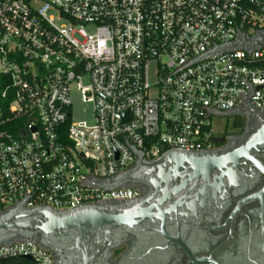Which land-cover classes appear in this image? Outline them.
I'll return each instance as SVG.
<instances>
[{
  "label": "built area",
  "instance_id": "2783aa9c",
  "mask_svg": "<svg viewBox=\"0 0 264 264\" xmlns=\"http://www.w3.org/2000/svg\"><path fill=\"white\" fill-rule=\"evenodd\" d=\"M236 108L264 111V0H0V212L130 200L100 183L137 151L210 149ZM19 257L54 264L0 244V264Z\"/></svg>",
  "mask_w": 264,
  "mask_h": 264
},
{
  "label": "flooded vegetation",
  "instance_id": "af4514ba",
  "mask_svg": "<svg viewBox=\"0 0 264 264\" xmlns=\"http://www.w3.org/2000/svg\"><path fill=\"white\" fill-rule=\"evenodd\" d=\"M218 117L224 121L213 146L199 152L216 160L209 174L191 178L193 170L181 167L177 176H127L135 197L101 209L145 210L146 219L112 229L116 240L89 231L80 250H69L73 239L63 242L75 255L64 264H83L84 255L91 264H264V111L236 108Z\"/></svg>",
  "mask_w": 264,
  "mask_h": 264
},
{
  "label": "water",
  "instance_id": "95a60500",
  "mask_svg": "<svg viewBox=\"0 0 264 264\" xmlns=\"http://www.w3.org/2000/svg\"><path fill=\"white\" fill-rule=\"evenodd\" d=\"M137 152L139 158L132 168L115 175L108 181L101 182L100 185L108 189L125 187L124 180L127 176H177L181 174L179 171L181 167L185 169L182 173H191L190 169H192L194 173L192 178L199 176L200 173L209 174L216 163L214 158L205 159L200 156L201 151L168 150L159 158L150 161L143 159L142 152ZM151 164L153 168H147ZM106 203L87 204L64 211L48 206L29 208L23 203L17 204L0 212V244H9L17 240H35L59 257V264H64L65 257L73 254L64 249L63 242L73 239L75 248L71 246L69 250H80L83 239L89 231L97 236L105 234V237L111 236L116 240L117 235L112 229L118 230L123 227L131 229L139 226L147 217L148 212L145 210L134 212L120 209L118 213L105 212L101 206ZM39 236H42L41 239ZM83 257V264L92 263V257L86 255ZM28 259L33 261L31 257Z\"/></svg>",
  "mask_w": 264,
  "mask_h": 264
},
{
  "label": "rangeland",
  "instance_id": "374dc122",
  "mask_svg": "<svg viewBox=\"0 0 264 264\" xmlns=\"http://www.w3.org/2000/svg\"><path fill=\"white\" fill-rule=\"evenodd\" d=\"M75 111L74 116L76 120L90 119L92 114V109L89 104L83 103L80 95H75ZM224 121V119H223ZM220 117L214 119L215 128L219 127L221 122H223ZM231 125V124H230Z\"/></svg>",
  "mask_w": 264,
  "mask_h": 264
},
{
  "label": "trees",
  "instance_id": "16d2710c",
  "mask_svg": "<svg viewBox=\"0 0 264 264\" xmlns=\"http://www.w3.org/2000/svg\"><path fill=\"white\" fill-rule=\"evenodd\" d=\"M34 264L32 261L26 259V258H15V259H8L4 262V264Z\"/></svg>",
  "mask_w": 264,
  "mask_h": 264
}]
</instances>
